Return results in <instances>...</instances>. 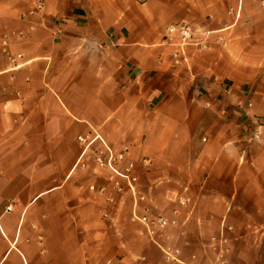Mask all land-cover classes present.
I'll return each instance as SVG.
<instances>
[{
    "label": "crops",
    "instance_id": "0c3cea01",
    "mask_svg": "<svg viewBox=\"0 0 264 264\" xmlns=\"http://www.w3.org/2000/svg\"><path fill=\"white\" fill-rule=\"evenodd\" d=\"M43 1L24 18L30 0H0V264H179L131 194L91 158L77 165L92 129L129 147L138 212L178 221L157 240L184 263L215 259L205 244L225 220L230 264H264V153L242 152L244 103L264 94V0ZM181 21L211 33L175 64L162 42Z\"/></svg>",
    "mask_w": 264,
    "mask_h": 264
},
{
    "label": "built area",
    "instance_id": "2783aa9c",
    "mask_svg": "<svg viewBox=\"0 0 264 264\" xmlns=\"http://www.w3.org/2000/svg\"><path fill=\"white\" fill-rule=\"evenodd\" d=\"M33 7L23 15L24 18H31L43 11L45 4L43 0H30ZM264 4V2H263ZM34 26H31V30ZM211 31L202 30L197 25L187 22H174L167 25L165 30V37L162 46L170 47L171 57L175 64L187 62L188 51L190 48L196 50H204L209 46V35ZM20 37H24L25 33L20 32ZM2 53L13 63L21 59L22 54H15L10 49L9 36H4L1 46ZM18 67L19 65H15ZM252 106V103L249 104ZM262 126L259 125L255 129L254 136L258 137ZM81 145L82 151L80 160L77 165L82 167L86 166V158H91L95 165L107 172V179L111 187L119 194H131L134 199L133 217L140 221L145 227V233L150 241L157 244L165 253L168 262H176L183 264L184 261L180 257V250L173 246H163L157 240L160 232L165 231L170 225H176V219L170 220L164 215H149L140 214L138 212L140 201L145 200V196L141 194L139 188V176L137 174L138 161L133 159L130 155L128 146L117 148L112 145L97 129H92L88 134H81L77 138ZM143 165H149V159L144 158L141 160ZM95 190V186H91ZM101 190H104L102 188ZM109 202L114 203L115 198L109 196ZM188 198L185 195H178L176 202L178 207L173 209L175 215L180 214L181 208L187 206ZM107 215V214H106ZM232 226L227 225L226 221L222 222V230L219 235H214L205 244L206 248L214 251L215 259L210 264H229L227 256L231 251L230 239L226 231L232 230ZM194 262L198 259L196 254L192 255ZM187 264V263H184ZM197 264V263H190Z\"/></svg>",
    "mask_w": 264,
    "mask_h": 264
},
{
    "label": "rangeland",
    "instance_id": "374dc122",
    "mask_svg": "<svg viewBox=\"0 0 264 264\" xmlns=\"http://www.w3.org/2000/svg\"><path fill=\"white\" fill-rule=\"evenodd\" d=\"M251 99H254L253 105L249 106ZM244 104L246 108L249 109L251 117L249 120L248 127L246 128L247 139L244 142L245 144H244V149L242 150V152H244L245 154V153H248L250 150H253V152H263L264 153V94L256 95L254 98L250 97L249 100L246 101ZM259 125H261L262 128L260 130L259 136L255 137L254 132H255V129H257ZM98 131L100 132V130ZM227 260H228V263L230 264V260L228 259V256H227Z\"/></svg>",
    "mask_w": 264,
    "mask_h": 264
}]
</instances>
